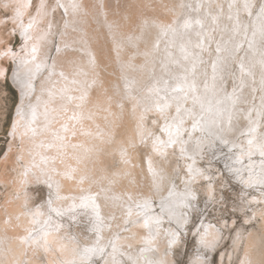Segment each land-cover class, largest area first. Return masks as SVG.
Returning <instances> with one entry per match:
<instances>
[{"label": "bare ground", "instance_id": "6f19581e", "mask_svg": "<svg viewBox=\"0 0 264 264\" xmlns=\"http://www.w3.org/2000/svg\"><path fill=\"white\" fill-rule=\"evenodd\" d=\"M201 1L43 0L46 7L41 8L42 0H0V8L10 11L8 22L17 27L23 40V49L16 51L0 35V77H4V63L9 59L14 66L9 78L20 95L10 151L0 163V181L7 190L11 182L16 191L22 187L23 172L35 180L26 198H13L8 192L0 203V264H41L38 256L33 257L39 246L51 253L47 264H84L81 253L85 248L104 249L91 257V264L100 257L102 264H175L167 248L179 244L175 226L184 230L189 223L187 207L203 213L195 202L193 183L207 177L209 201L213 199L215 177L198 164L205 149L209 159L226 164L231 182L240 186L233 193L243 207L260 201L264 204V183L259 182L264 178V159H258L255 150L248 155L249 139L264 142L263 129H259L264 115L261 20L258 15L252 18L251 9H244V0H205L208 5L204 10ZM240 10L249 13L250 19L244 21ZM55 11L61 15L57 31ZM5 20L0 17V23ZM186 21L190 24L187 28ZM54 32L58 40L52 55ZM210 44L220 50L211 55L208 73L202 52L209 51ZM33 46L37 48L35 60ZM233 60L243 63L250 74L242 73L240 67L231 69ZM231 71L234 86L228 91L223 84ZM178 86L183 90L173 91ZM255 95L258 99L253 102ZM157 103L169 107L161 114ZM150 115L167 117L162 127L174 118L183 120L182 140L187 142V151L181 153V160L187 169L192 165L201 172L189 180L184 177L183 186L188 190L166 192L170 173L163 170L159 158L167 159L171 149L180 151L181 145L155 150V133L148 137ZM190 117L196 127L192 124L187 130ZM252 128L255 131L250 133ZM243 132L245 141H237ZM158 136L167 139V134ZM17 139L24 157L22 178L6 171L9 166L18 168L17 156L12 158ZM147 143L150 149L142 160L139 145ZM114 158L119 159L118 166L112 163ZM28 168L34 171L29 173ZM38 183L49 195L46 200L44 193L36 205L31 199ZM227 187L225 190L231 188ZM155 196L162 214L154 210ZM144 201L149 202L147 215L158 217V225L145 227L143 216L141 221L135 220L140 211L137 205ZM232 207L242 212L236 201ZM261 211L263 214L264 206ZM131 219L136 222L126 229L125 223ZM26 221L36 225L32 229L23 226ZM45 221L51 226L43 230ZM66 225L70 231L65 230ZM202 225L213 226L207 244L201 243ZM107 227L111 232L104 233ZM41 229V239L34 242L32 236ZM120 230L124 232L119 234ZM44 232L48 233L47 244ZM185 232L188 237L187 226ZM111 233L115 241L110 239ZM198 234L200 258L195 259L202 264L203 247L220 233L217 224L208 222L201 223Z\"/></svg>", "mask_w": 264, "mask_h": 264}, {"label": "rangeland", "instance_id": "374dc122", "mask_svg": "<svg viewBox=\"0 0 264 264\" xmlns=\"http://www.w3.org/2000/svg\"><path fill=\"white\" fill-rule=\"evenodd\" d=\"M51 1L55 2V0H51ZM206 3L207 2L205 0H202L199 5L200 8H203L204 10V8H206L208 5ZM261 4H264V0H253L252 1V8H251L252 18L256 16L257 13L260 11ZM239 14L240 16L244 17L243 18L244 21L249 20L251 17L249 13L248 14L246 12L243 13L241 10ZM9 16H10V11L4 7H1L0 17H3V19H6L7 21L5 20V21H2L3 23L2 22L0 23V35L5 37V40L8 41V43L11 45L12 48H14L16 51H19L23 49L22 48L23 40L19 32L16 30L17 27L14 28L13 24L11 22H8L9 20L7 18H9ZM54 16L56 20V27H54V30L57 31L60 28L61 15H59L55 11ZM250 25L251 23L249 24V27ZM55 34L56 33L54 32L53 33L54 41L52 42V47H50L51 48L50 51L52 55L56 52V49H57L56 46H57V40H58L57 35L58 34L57 35ZM2 42L3 41H1V43ZM172 48L173 47H170V49ZM241 51L242 50L240 49L239 53ZM215 52H217L215 44L209 45V51L202 52V57H204V61L206 62V65H207L205 66V71H207L208 73H210L211 68L209 69V64L207 63L211 59V55ZM158 62L160 63V61ZM231 64H232L231 69H239L240 67V65L237 64L235 60H233ZM4 65L6 66V72L4 74V77H0V163L4 161L6 154H8V152L10 151L9 144L13 140V136L11 134V127L13 125V119L16 115V110L20 104V95L15 85L12 83V81L9 78V75L14 69V66L12 65V62L9 61V59L4 63ZM160 66H161L160 68L162 69L164 68V65L160 64ZM234 72L233 74H235ZM164 73H166V71H164ZM181 75H182L181 77H184L183 74ZM200 83L203 85L204 84L203 80H200ZM223 86L228 91H232L233 86H234L232 71L228 75V77L226 76V81L224 82ZM258 92H260V90H258L256 93ZM253 97H254V99H252L253 102L254 100L258 99V96L256 95ZM189 103L190 102L186 101V104H189ZM212 103L214 104L216 102L212 101ZM193 107L197 109L196 105L192 106V108ZM171 108L174 109L173 106ZM244 108L247 109V105L244 106ZM166 118L167 117L165 118H161L159 116L156 117L154 115L149 116L148 124L151 128L152 134L155 133L156 136H158L159 134L165 135L161 133V127L164 124V121H167ZM187 122H189L186 128L188 130L192 127L193 117L188 118ZM260 125L261 126L259 129H263L262 132H264V115H262L260 118ZM243 135H245L244 132L240 134V136H238L236 140L239 142L245 141V136ZM150 136L151 135H148L149 138ZM187 137L188 136L186 134V138ZM16 146H17L16 155L15 157L13 155L12 158L15 159L17 156V160L19 162L18 168L13 169L9 166L8 170L6 171L8 174H11V175H15L17 173V175H20L21 177L20 169L23 170L24 168V162H23L24 157L21 156L22 145H21L20 139H17ZM148 148L150 149L149 143H147V145H144V144L139 145L138 156L140 157V159L142 160L145 159V153L149 152ZM171 151L173 152V154L171 152L169 156L167 157V159H163L162 157L159 158V160H161L162 162L163 170L164 171L166 170L167 172L170 173L168 177L171 179V181L169 182L170 185L169 184L166 185V189H167L166 192L170 191V189H176V190L187 189L188 190L185 184L183 186V183L189 180L191 175L188 169L185 167L186 164L183 162V160H181L182 154L179 151L178 147L171 149ZM205 151L206 152L203 151L204 157L199 160L198 164L200 165V168L202 169V171H204L206 174L208 173L215 177L214 179L215 189L212 193L213 199L209 201V195L206 190L208 179L201 178V180H198L195 183H193V186H194L193 189L195 193H197V196L194 193L195 195L194 199H195V202H197L198 206L201 208L203 213H201L200 209L194 211V210H190L188 207L187 208L185 207L187 210L186 211L187 214H189L188 215L189 218L187 216L189 223L186 225L189 231L188 232L189 236L187 237V235H185L186 226L184 227V230L179 226H175L178 229V232L180 233L179 235L180 240L178 241L179 244L178 245L173 244L167 247L168 251H170L171 255L173 256V261L175 262V264H199L196 261V259L200 258L199 256V252H200L199 242L200 241L198 238L199 234L198 235L196 234L198 233L199 228L201 227V223L210 222L211 224H217L218 232L220 233V236L214 238V240L209 242L208 247L206 246L203 247V255H204L205 260L203 261L202 264H264V213L262 214V211H261L264 204L262 203V201H260L259 204H252L251 206L246 205L245 207H243V203H241L240 200H237L236 195H234L233 193V189L237 190L239 189L240 186L238 187L234 182H231L229 176L226 174V171H225L226 164H224L222 160L219 161L216 159L214 160L209 159L210 154L208 153L207 149H205ZM257 156H258V159H264V157H261L260 155H257ZM112 163L118 166L119 159L114 158ZM247 164L248 163L246 162L245 165ZM17 170H19V172ZM28 170H29V173L34 171L33 168H28ZM27 174H24L23 172L24 179L21 177L22 187L17 188L16 191L14 190L11 182H9L8 186L10 188L7 190V188L0 181V203L2 201H5L4 197L8 194V192L12 193L13 198H26L27 195H25V193L29 192V190L31 189L30 187L33 185V182L35 181L31 175L28 176ZM184 177H186L187 180ZM226 186L231 187V188L228 190L227 189L225 190L224 187ZM254 191L257 195L261 194L259 190L258 191L254 190ZM44 193L46 194L45 199L47 200V197L49 195L47 188L43 186L42 184L39 185L38 183L36 185V190H35L36 196L31 200H33L37 205L38 201H40V198L43 197ZM235 201L237 202V204L239 205L241 204V207H243L242 212L236 211L232 207V202L235 203ZM153 203H155V206H154L155 212L158 214H162V210L159 206V201L156 196L153 199ZM259 211H261V215ZM262 217H263V220L261 219ZM55 218L58 220H61V218L58 217L57 215L55 216ZM138 219L139 221H141L142 216L136 217L135 220L138 221ZM15 220H18V217ZM132 221L134 220L131 219L129 221H126L125 223L126 229L132 227L135 224L136 221L135 222H132ZM58 222L61 223V221H58ZM22 225L23 226L28 225L32 229V227L36 225V222L26 221L22 223ZM68 226L69 225L65 226V230L70 231L71 227H68ZM46 228H48V226L44 224L42 229L44 230ZM42 229L38 230L32 237L33 238H35L36 236L40 237V234L42 233ZM203 231L204 229L202 230V232ZM106 232H111V227H107L104 233ZM123 232L124 230H120L119 234H122ZM110 239H112V233L110 235ZM112 240L115 241V239H112ZM109 244L110 243L107 242L106 247ZM137 250H138V253H140L142 249L141 247H138ZM53 252H55V250H53ZM50 254H51L50 252H46L45 250L42 249L41 246H39L38 249L34 251L33 257L38 256L37 258L40 261H42L41 264H47L48 256ZM60 257L59 259H62V257L61 258ZM124 260L127 261L126 258H124ZM27 262L25 264H27ZM65 263L67 262L65 261ZM96 264H102L101 257L96 259ZM125 264H128V263H125ZM148 264H151V263H148Z\"/></svg>", "mask_w": 264, "mask_h": 264}, {"label": "snow or ice", "instance_id": "6c2138e0", "mask_svg": "<svg viewBox=\"0 0 264 264\" xmlns=\"http://www.w3.org/2000/svg\"><path fill=\"white\" fill-rule=\"evenodd\" d=\"M6 7V5H5ZM46 7V5L43 3V0H42V4H41V8H44ZM57 7H64L63 4H57ZM73 7H76V5L74 4ZM244 9L245 10H250L252 8V4L250 2V0H244V5H243ZM38 12H39V9H38ZM18 14H19V10H18ZM258 17L260 18L261 20V34L264 35V4H261V7H260V11L257 13ZM198 23V22H197ZM190 24L189 22H185L184 24V27L187 28L189 27ZM31 27V24L29 25V28ZM25 35H27V30H25ZM220 49L218 48L217 51H219ZM10 51V50H9ZM32 59L35 60V53L37 52V48L35 46H33L32 48ZM27 63V61H25ZM217 67V64L216 62L213 63V69L215 70ZM40 68V65H37V69ZM240 70L242 73H247V74H250V71L248 69L245 68V65L243 63H241L240 65ZM190 89L191 91H195V86L194 85H191L190 86ZM183 89L180 88L179 86L176 88V89H173V91H182ZM80 99H84V97H80ZM169 107V105L167 103H164V104H160V103H157L156 104V109L157 111H159L161 114H163L166 109ZM180 112V108L178 107L177 108V113ZM74 118V117H73ZM143 119V117H142ZM182 124H183V120H174L173 121H169L165 124L164 127L161 128V133L162 134H167V139H161L159 136H156V138L154 139V149L157 150V151H160V152H163L164 149L166 148H169V147H172L176 144H180L181 145V148H180V151L182 154H185L186 153V148L184 147V145L187 143L186 141H183L182 140V132H183V129H182ZM196 127V123L193 124V128ZM255 129L252 128L249 130V132H254ZM149 135H153L152 133H149ZM248 145L250 146L249 147V157H251V155L253 154V151H258L260 156L261 157H264V142H261V143H257L255 141V139H249L248 140ZM188 171L189 173L191 174L190 176V179L194 178L196 175H201V172L199 169H195L192 165H189L188 167ZM205 179H208L207 177H205ZM259 182L261 183H264V178H262ZM187 195H191V193H187ZM137 208L140 209V211L137 213V217H140V216H143L144 217V225L145 227H149L151 224H156L158 225L160 223V220L159 218H152V217H149L147 215V212H148V208H149V202L148 201H144L142 204H138L137 205ZM163 210V208H162ZM39 213H37L38 215ZM128 215L129 217H131L132 215V210L129 209V212H128ZM132 222H135V221H132ZM45 225H48V221H45ZM48 226H51V225H48ZM202 227L204 228V231L203 233L201 234V243L203 244H207V240H206V237L209 235V229L212 228L213 226L212 225H202ZM59 226H56V229L58 230ZM36 230H34L35 232ZM33 235L32 233H30V236ZM43 237L45 239V244H47V235L48 233L47 232H44L43 234ZM173 236H175V233H173ZM40 237L39 236H36L34 238V242L36 239H39ZM174 242V241H173ZM113 249L114 251H116V246L115 244H113ZM45 250H47V248H45ZM99 251V252H103L104 249L103 248H85L83 250V252L81 253L82 257H83V261H84V264H91V257L93 255L96 254V252Z\"/></svg>", "mask_w": 264, "mask_h": 264}]
</instances>
